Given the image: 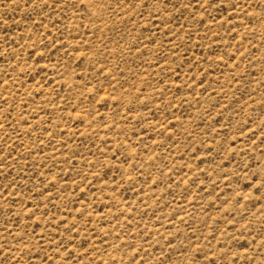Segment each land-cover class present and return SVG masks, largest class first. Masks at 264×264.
Masks as SVG:
<instances>
[{"label":"rangeland","instance_id":"obj_1","mask_svg":"<svg viewBox=\"0 0 264 264\" xmlns=\"http://www.w3.org/2000/svg\"><path fill=\"white\" fill-rule=\"evenodd\" d=\"M0 264H264V0H0Z\"/></svg>","mask_w":264,"mask_h":264}]
</instances>
